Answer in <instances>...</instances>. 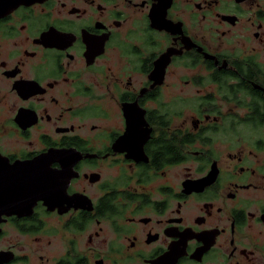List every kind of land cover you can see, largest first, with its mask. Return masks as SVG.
Instances as JSON below:
<instances>
[{"label":"flooded vegetation","instance_id":"obj_1","mask_svg":"<svg viewBox=\"0 0 264 264\" xmlns=\"http://www.w3.org/2000/svg\"><path fill=\"white\" fill-rule=\"evenodd\" d=\"M1 9L0 264H264V0Z\"/></svg>","mask_w":264,"mask_h":264},{"label":"water","instance_id":"obj_2","mask_svg":"<svg viewBox=\"0 0 264 264\" xmlns=\"http://www.w3.org/2000/svg\"><path fill=\"white\" fill-rule=\"evenodd\" d=\"M22 2L24 3V0H0V4H4V6L0 5L1 6L0 8H2L1 9L2 11L10 10V9L16 7L18 4H21ZM63 182H64V180H62V183ZM47 189H49V186H47ZM46 205L49 208H52V209L54 207H56V204H53V203H48ZM29 207H31V206H29ZM10 208L13 209L12 213H15V212L17 213V211L19 209V205H16V204L15 205H11Z\"/></svg>","mask_w":264,"mask_h":264}]
</instances>
